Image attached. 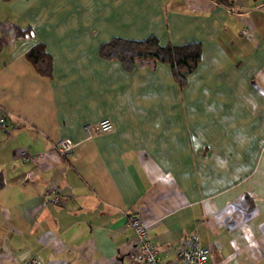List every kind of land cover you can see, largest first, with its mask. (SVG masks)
I'll return each instance as SVG.
<instances>
[{
  "label": "crops",
  "instance_id": "crops-1",
  "mask_svg": "<svg viewBox=\"0 0 264 264\" xmlns=\"http://www.w3.org/2000/svg\"><path fill=\"white\" fill-rule=\"evenodd\" d=\"M148 33L199 41L183 83L97 51ZM36 41L46 73L24 54ZM1 117L0 264H127L129 215L161 264L192 233L208 264H264V0H0Z\"/></svg>",
  "mask_w": 264,
  "mask_h": 264
},
{
  "label": "trees",
  "instance_id": "trees-1",
  "mask_svg": "<svg viewBox=\"0 0 264 264\" xmlns=\"http://www.w3.org/2000/svg\"><path fill=\"white\" fill-rule=\"evenodd\" d=\"M217 4L230 5L232 0H214ZM26 26L16 29L22 34ZM97 51L103 57H116L123 66L130 67L135 62L152 58L168 63L171 75L178 83H183L187 73L199 58V41L196 39L181 42L160 43L156 36L148 33L142 37L112 35L98 42ZM35 68L46 73L49 70V56L41 42H33L24 51ZM0 172V185H2Z\"/></svg>",
  "mask_w": 264,
  "mask_h": 264
},
{
  "label": "built area",
  "instance_id": "built-area-1",
  "mask_svg": "<svg viewBox=\"0 0 264 264\" xmlns=\"http://www.w3.org/2000/svg\"><path fill=\"white\" fill-rule=\"evenodd\" d=\"M3 123L4 118L1 117L0 124ZM110 126V120L104 117L93 123H83L81 128L86 135H90L93 131L105 130ZM52 144L57 154L66 157L71 152L74 141L69 136H60L54 139ZM19 153L29 158L40 155V152H27L23 149H19ZM44 192L49 195V200L56 201V190L53 185L47 186ZM124 222L131 230V247L124 253L126 263L161 264L158 256L155 254L153 243L147 237L146 225L139 217L129 215ZM207 251L208 245L202 243L197 234L192 233L176 246L175 255L168 264H208ZM29 261L33 264L37 263L34 255L29 256Z\"/></svg>",
  "mask_w": 264,
  "mask_h": 264
}]
</instances>
